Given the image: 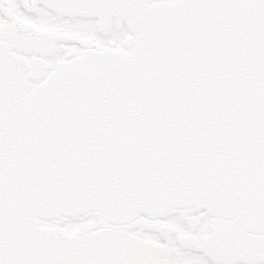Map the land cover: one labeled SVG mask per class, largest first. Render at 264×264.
Here are the masks:
<instances>
[{
	"label": "snow or ice",
	"instance_id": "1",
	"mask_svg": "<svg viewBox=\"0 0 264 264\" xmlns=\"http://www.w3.org/2000/svg\"><path fill=\"white\" fill-rule=\"evenodd\" d=\"M122 5L139 14L140 35L126 55L101 62L109 81L98 103L58 118L45 110L50 94L34 101L41 183L79 181L65 194L103 197L121 173L191 172L234 222L187 264H264V0ZM5 126L0 96V148ZM3 175L0 164V264H40L9 240Z\"/></svg>",
	"mask_w": 264,
	"mask_h": 264
},
{
	"label": "water",
	"instance_id": "2",
	"mask_svg": "<svg viewBox=\"0 0 264 264\" xmlns=\"http://www.w3.org/2000/svg\"><path fill=\"white\" fill-rule=\"evenodd\" d=\"M138 25L139 14L134 10ZM140 35V34H139ZM139 35L137 39L139 38ZM0 42V96L6 111V126L0 148V164L5 156L11 164L4 183V225L9 240L35 254L40 264H170L163 248L127 231L101 229L92 233L70 234L61 227L42 226L44 220L89 219L101 213L107 223L124 225L144 214L165 217L180 209L207 212L213 217L234 222L233 216L215 199L214 189L187 171L172 172L167 167L154 171L121 173V179L103 197L66 195L80 189L79 181L42 184L40 169L32 162L39 148V129L33 127L39 115L34 108L38 97L50 94L51 110L58 118L83 111L99 101L98 91L107 86L109 77L101 62L122 57L128 52L106 49L88 51L57 70L28 93L25 73L29 64L13 49L36 52L32 38L8 34ZM29 165L21 175V163Z\"/></svg>",
	"mask_w": 264,
	"mask_h": 264
},
{
	"label": "flooded vegetation",
	"instance_id": "3",
	"mask_svg": "<svg viewBox=\"0 0 264 264\" xmlns=\"http://www.w3.org/2000/svg\"><path fill=\"white\" fill-rule=\"evenodd\" d=\"M10 33L38 44L37 53L14 49L29 64L28 92L61 63L86 51L128 52L139 34L134 10L124 7L122 0H0V41L7 42ZM97 215L84 229L128 231L161 246L172 264H187L194 253L208 255L218 231L233 223L194 209L177 210L165 218L141 216L124 225L108 224Z\"/></svg>",
	"mask_w": 264,
	"mask_h": 264
},
{
	"label": "rangeland",
	"instance_id": "4",
	"mask_svg": "<svg viewBox=\"0 0 264 264\" xmlns=\"http://www.w3.org/2000/svg\"><path fill=\"white\" fill-rule=\"evenodd\" d=\"M95 220H97L96 217H91L88 220H82V221H62L59 223V225L61 227H63L64 229L73 232L76 231L78 229L81 228L82 224L86 223V224H91L93 223Z\"/></svg>",
	"mask_w": 264,
	"mask_h": 264
}]
</instances>
